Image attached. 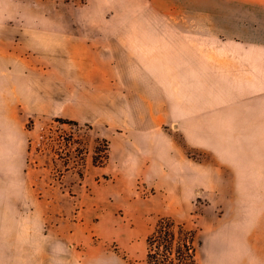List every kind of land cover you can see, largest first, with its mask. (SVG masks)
<instances>
[{"label": "rangeland", "instance_id": "374dc122", "mask_svg": "<svg viewBox=\"0 0 264 264\" xmlns=\"http://www.w3.org/2000/svg\"><path fill=\"white\" fill-rule=\"evenodd\" d=\"M71 26L107 28L114 39L117 30H126L122 43L135 55L138 78L149 79L152 71L167 92L158 106L159 117L173 113L174 120L162 126L173 138L172 172L157 176L153 163L144 165L145 176L121 172L117 160L125 144L139 143L138 134L155 128L134 127L132 137L98 104L107 96L113 105L116 90L122 102L115 106L127 107L120 73L128 68L118 66V57H110L108 93L79 90L71 107L68 83L56 82L61 111L35 106L33 96L55 86L47 77L58 75V67L49 63L54 52L25 50L20 37L35 28L49 36L54 28ZM229 42L204 20L185 15L181 3L168 0H0V60L10 69L25 62L34 71V81L0 78V203L20 207L0 210V218H17L31 235H45L47 241L61 236L65 264H148L146 238L162 217L195 231L196 264H264V177L221 174L219 148L232 132L213 129L225 118L218 115L219 98L206 97L200 115L207 124L205 148L186 143L183 127L191 118L180 115L185 92L202 89L212 96L228 90L236 74L246 76L245 67L231 64L240 65L252 51L233 49ZM189 102L196 108L192 97ZM249 141L248 132H237L238 148ZM95 147L99 162L108 154L104 165L94 164ZM46 257L52 264L49 248Z\"/></svg>", "mask_w": 264, "mask_h": 264}, {"label": "crops", "instance_id": "0c3cea01", "mask_svg": "<svg viewBox=\"0 0 264 264\" xmlns=\"http://www.w3.org/2000/svg\"><path fill=\"white\" fill-rule=\"evenodd\" d=\"M168 1L181 3L185 15L204 20L217 36L230 41L231 48L238 49L241 45L245 47L244 49L252 51L251 56L242 60L240 65L237 61L234 66L231 64V67L236 69L245 67L246 76L236 74V82H231V86L225 92L212 96L207 95L202 89H197L191 94L185 92L184 100L187 103H184L186 106L182 104L180 115L184 119L191 118V124L183 127L186 143L197 150L205 148L207 124L205 118L200 115L204 112L206 97H214L216 100L219 98L218 115L225 118L224 121L219 118L221 121L215 123L213 129L232 132V139L219 148V153L223 154L219 160L221 174L226 173L230 177H264V0ZM123 34H126V30H117L114 39L107 28L71 26L54 28V32L46 36L44 29L35 28L22 33L20 40L25 50L48 54L54 52V61L49 63L53 67H58L59 74H53V77L47 79L50 84L68 83L70 99L74 101L71 107L77 105L79 90L88 92V95L109 92L110 57L112 56V59L118 57V66L121 67L122 64L128 68V71L120 73L121 84L126 90L127 107L117 109L115 106L121 105L122 102L116 90L113 105L107 96L100 97L98 104L109 110L111 113L109 121L112 124L125 127L132 137L137 136L134 127L141 126L146 130L151 126L155 128L152 134L144 131L138 134L141 139L139 143L125 144L117 160L121 172L124 176L131 173L134 177L145 176L149 171L148 166L144 165L153 163V170L157 176L167 175L173 171V138L165 133L162 126L174 119L171 112L159 117L158 106L162 103L160 101L162 98L168 97L167 92L163 90L162 84L152 71L149 74L151 78L147 79L144 76L142 79L138 78L135 55L128 47L127 49L123 47L125 45L122 43ZM95 35L101 38L95 40ZM113 43H117L118 47ZM100 60L103 61V70L98 72ZM8 63L7 60H0L1 79L10 83L16 77L34 81V71L29 64L15 62L13 64L15 69L13 66L10 69ZM79 79L82 80L80 86ZM244 81L248 83L247 86L242 84ZM58 84L52 88L47 86L44 92L33 96L38 98L35 106H41L44 110L52 107L55 113L60 112L61 92ZM191 97L194 101L191 105L195 104L196 108L190 106ZM133 98L139 102L138 105H133ZM238 131L248 132L250 137V141L240 148L235 144ZM9 157L13 159V154ZM191 171L195 172L196 169L191 168ZM197 172L199 175L202 173L200 169ZM14 208L20 209L18 204L14 206L13 203H0V210ZM20 221L17 218H0V264H51V259L46 257L47 248L54 254L52 264H65L68 251L63 257L61 244L66 240L56 236L54 240L47 241L45 235L39 233L31 235L29 226L24 228L23 221L22 224ZM46 242L54 245L47 247Z\"/></svg>", "mask_w": 264, "mask_h": 264}, {"label": "trees", "instance_id": "16d2710c", "mask_svg": "<svg viewBox=\"0 0 264 264\" xmlns=\"http://www.w3.org/2000/svg\"><path fill=\"white\" fill-rule=\"evenodd\" d=\"M68 123L77 124L74 121ZM105 151L108 144L103 141ZM100 149L95 147L93 162L95 165H104L108 161L106 153L102 162L97 160ZM148 264H196L195 261V231L176 223L170 217H162L155 224L146 238Z\"/></svg>", "mask_w": 264, "mask_h": 264}]
</instances>
